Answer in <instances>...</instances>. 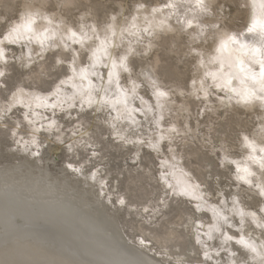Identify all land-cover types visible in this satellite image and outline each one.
Returning <instances> with one entry per match:
<instances>
[{
    "label": "rangeland",
    "instance_id": "374dc122",
    "mask_svg": "<svg viewBox=\"0 0 264 264\" xmlns=\"http://www.w3.org/2000/svg\"><path fill=\"white\" fill-rule=\"evenodd\" d=\"M60 2L61 0H0V33L6 34L10 20L18 23L21 13L28 7L36 9L41 14L52 16L62 25L74 29L77 25H83L84 31L89 36L93 35L92 28H95L102 36L103 30L111 23L116 25L122 23L127 28L133 27L134 18L132 15L135 10L138 13L146 12L151 15L154 12L152 9L155 8L157 17L169 19L172 26L171 31L156 33V36L150 39L152 47L148 56H137L138 65L143 67L146 72L150 67L149 59L159 58L160 60L161 71L151 79H156L160 88L168 91V96L164 98L168 109L165 110L166 116L160 125L161 132L168 138L163 140L164 143L159 152L145 143L139 151L143 162H136L138 167L130 169L129 165L134 163L137 150H131L128 147L121 148L123 145H116V142H105L101 145L97 138L100 127L102 126L104 129H109V127L103 123V119H97L91 115L92 112L87 113L90 119L85 121V125L80 127L76 135H72V132L77 131V125H80V118H78L80 110L77 108L72 112H56L54 117L59 132L54 129L52 132L43 133L41 131L38 133L37 142H42L45 152H48V155L44 154L42 157L46 159L50 156L49 152L53 154L57 161L56 169L62 167L64 163L79 166L90 155V151L83 147V141L88 140L90 143L95 141L92 143V149L101 152L102 159L96 158L95 166L91 163L84 164L89 170H99L103 175L109 173L112 177L111 185L115 197L132 201L122 209L123 220L129 234H140L146 237L158 251L167 252L176 257L201 256L200 246L196 241V236L200 237L201 232L198 223L202 220L207 221L208 217L206 214L200 215V211L193 215L196 202L180 197L170 198L169 204L163 207V203H160L161 188L158 181L159 177L163 175L164 169L162 168L165 164L172 163L174 157H178L181 159L183 167L190 173L192 181L202 189L207 201L211 202L210 205H221L222 203L218 204L217 200L224 203V195L226 196L227 193L234 190V193H239L236 196L239 197L240 203L245 208L258 211L257 206L262 198L258 195L259 190L237 180L234 175L230 176L233 173L225 164L235 161L237 155L241 158L245 157L243 152L248 149L241 145L242 137L248 136L252 140L256 139L257 143L264 141V136L259 137L257 133L264 125V109L260 105L255 108L247 107L237 103L234 99L225 98L223 94L208 95L205 99L204 93L197 87V83L192 84V79L199 82L200 74L205 76V73L215 72L217 69L210 68L206 64L200 66L199 60L189 54L190 46L200 45L207 40V43H204L202 48H197V51L201 52L204 63L209 57L212 59L215 56L213 54L215 52L214 45H212L213 30L209 26L216 22L225 25V32H244L246 34L245 25L249 21L247 6L241 4L239 0H216L213 6L208 8V11H203L197 5L196 14H194L186 0H72L74 7H53L59 5ZM169 2L176 5L172 11L170 8L163 7L165 3ZM140 4H145V6L140 7ZM219 4H222L223 8L217 12L216 8ZM112 17H115V20ZM191 17H194V21H191ZM132 18L133 21L129 23ZM189 20L192 22V28L187 27ZM148 42L145 41L144 44L138 43L137 45L130 41L116 43L120 45L121 51L131 46L139 52ZM87 43L90 42H86V47ZM209 45L212 47L209 48ZM58 51L46 53V57L42 61L35 62L33 60L36 72L28 75L27 70H24L26 74L23 77L19 75L21 60L12 61L10 60L11 56H7L9 65H15L17 70L6 69L8 85L0 89V142L2 141L4 145L27 139L34 131L35 125L38 124V122L29 123L25 119L24 107L20 105L15 106L12 111H8L7 118H5L3 108L5 103L13 99L14 94L18 95L19 89L25 90L27 98H30V94L48 95L44 89L58 83L57 71L52 69V56L54 52ZM173 65L176 66L175 76L169 71ZM61 77L59 78L61 79ZM142 78L137 79L138 83H142L144 80ZM143 82L145 83L142 84L146 85L139 88L138 91L146 96L143 91L149 89L147 87L150 86V82L149 80ZM198 112L202 114L200 118H198ZM27 117L30 115L28 114ZM20 122H23L22 129L17 130L13 127L12 131H16L17 134L12 135L9 127ZM44 123L45 121L43 125ZM38 125L40 126V124ZM167 131L169 132L167 133ZM263 132L261 131V134ZM104 135H107V132ZM57 136L66 139L68 143L79 141L81 147L75 152H69L65 145L56 140ZM69 137L71 138L68 139ZM165 144L170 145L171 152L165 151ZM218 153L220 159L223 160L224 167H220L216 163ZM225 156L227 160H224ZM126 158L128 159L126 160ZM46 163L53 167L52 162L46 161ZM229 164L234 166L235 163ZM126 172H131L138 178L130 182L124 175ZM254 179L256 182L253 185L264 180L260 170ZM130 183L131 189H129ZM210 186L219 188L220 193L212 194L209 191ZM149 206L152 207L149 208ZM144 209H148V211H144ZM140 229L143 233H140ZM165 233L168 234L167 243L162 245L161 239ZM257 233L261 239L264 238V231L258 230Z\"/></svg>",
    "mask_w": 264,
    "mask_h": 264
},
{
    "label": "bare ground",
    "instance_id": "6f19581e",
    "mask_svg": "<svg viewBox=\"0 0 264 264\" xmlns=\"http://www.w3.org/2000/svg\"><path fill=\"white\" fill-rule=\"evenodd\" d=\"M215 1L206 0L208 8L213 6ZM239 1L241 4L246 5L249 11L248 24L251 23L254 17H264V0ZM186 2L187 5L191 6V12L196 14V0H186ZM172 10L173 8L170 9V11ZM155 12L148 15L146 12L138 13L135 10L132 15L134 18L133 27L127 28L122 23L118 25L111 23L110 25H113L117 31L116 42L119 44L130 41L137 45V40H140V43L144 44L145 41H150L152 37L156 36L159 31H171L172 26L169 19L157 17ZM27 13L35 16L38 31L49 28L57 33L54 38L55 42H59L62 35L66 39L65 29L68 26L62 25L56 18L41 14L31 7L26 8L21 13L18 23H14V20L9 21L8 31L21 23V18ZM43 16L52 19V24L49 25L47 20L42 19ZM133 18L129 23L133 21ZM191 21H194V17H191ZM145 29L148 31H144ZM5 35H7V32ZM101 38H103V35ZM240 39L242 42L252 44L254 38L252 34L246 33ZM49 43H53V41L50 40ZM5 44L6 55L11 56L10 60L12 61L20 60L18 58L27 60L29 49L32 52V60L35 62L44 60L45 54L50 51H60V49L50 48L42 53L43 59H41V55H38L41 53L40 45L35 40L31 43L25 41L23 44L7 45V42ZM216 46L214 45V49ZM74 47L80 50L78 46ZM213 54L217 55L216 52ZM87 55L90 56L91 53L89 52ZM84 61H82V58L78 59V63L83 62L86 66L89 61ZM204 64L210 68L215 67L217 69L215 72L219 71V61L211 59V57ZM251 66L257 72L259 71L258 65L251 64ZM97 68L100 73L106 72V69L101 65H98ZM223 71L232 73V76L229 77L231 79L230 86L217 88L211 76L206 78L200 74L198 77L199 82L196 84L197 87L201 89L200 80L203 79L205 81L203 88L209 95L223 94L225 98L228 97L236 101L239 97L231 91V88L241 91L252 87V81L247 78H245L244 84L240 83L236 71L229 68L227 61L224 64ZM63 78L65 77L62 76L61 79ZM93 79L95 80V78ZM138 81L136 80L139 85L136 95L143 97V101L133 99L132 95L129 94L130 103L128 108H140V112L132 111L129 116L124 107L117 102L115 111L106 106L103 112L96 113L93 116L116 123L122 136L127 137L129 141H136V143L122 144L121 148L128 147L131 150L140 151L145 143L148 146L156 144L161 135L164 139L168 138L161 132L162 120L157 124V120L161 115L165 118V110L168 109V105L164 98H160L161 107H157V97L153 94L152 84L149 83L150 86L147 87L149 89L143 91L146 95L144 96L138 90L146 84L143 85L142 83L145 82L138 83ZM218 82L219 80L216 81V83ZM96 83L99 86L98 80ZM104 83L106 85V78ZM125 87H130V85H125ZM65 88L70 93V85L65 86ZM200 91L204 93V91ZM108 95L111 99L116 100L114 89ZM26 96L25 90H23V93L14 95L13 99L5 103L3 107L4 110L10 109L9 111H12L15 106H23L25 113L30 115V117H27L28 122H38L40 126L35 125L34 131L25 140L12 142L10 145H4L2 141L0 142V264H188V262L200 264L201 261H204V264H233V261H235V264H262V261H264V238L261 239L257 232L258 230L264 231V228H259L256 224L264 223V212H261V209L264 208V197L260 198L261 200L257 206L258 211L245 208L240 203L234 190L233 192L231 190L229 194L226 192L227 195H224L222 206H212L210 205L211 202L207 201L202 189L196 187L197 184L192 181L191 175L183 167L181 159L174 157L172 163L165 164L162 168L164 169L163 175L159 177L160 203L163 202L161 204L165 207L169 204L168 200L170 198L175 199V197L193 200L196 204L201 205L200 215L206 214L208 219L198 223L201 231L200 243H198L201 256L183 258L158 251L151 242L145 239L146 237L136 233L129 234L122 216V209L125 205H120L119 198L115 197L111 185L112 177L109 173L103 175L99 170H89L84 163L79 166L72 164V168L68 167L71 163H64L62 167L56 169L57 161L53 154L49 152L50 156L46 159L42 157L44 154L48 155V152H45L42 142H37V135L41 131L47 133L56 129L58 126L51 129L48 127L49 121L51 119L56 120V118L52 115L51 109L36 107L35 102ZM32 96H37V94H30V97ZM17 97H22L26 103H31V110L25 107L24 104L17 103ZM239 104L251 108L259 106V102L248 105L242 102ZM149 108H151V111ZM72 111L74 110L62 112ZM56 112L60 113L61 110L57 109ZM90 112L92 110H87V113L90 114ZM118 114L120 119L113 121V117ZM198 114V118H200L202 114L199 112ZM104 124L109 127L108 124ZM261 131H264V125L257 131L259 137L264 136V132L261 134ZM33 136L36 139V144L31 143ZM249 140L252 139L249 138ZM140 141L144 143L141 144ZM163 143V141L160 142L159 150ZM240 143L248 149L247 151L242 150L245 157L242 156L241 158L237 155L234 166L229 163H226L225 166L232 171L233 174H230V176L234 175L236 178L238 175H243L242 172H237V163L241 168H249L256 175L260 170L259 165L248 158L251 150L245 143L243 141ZM118 144L120 146V143L116 142V145ZM256 144L258 148L264 146L262 142H256ZM255 155L259 156L261 154L257 151ZM46 161L52 162L53 167ZM75 168L81 170L77 172L73 170ZM172 172L176 173L175 179L170 175ZM93 173L96 174L95 179L92 177ZM254 176L250 177L253 183L256 182ZM177 179L186 181L194 189L193 195H201L203 199L197 201L190 197L174 196L171 190L167 189L166 181L175 184ZM166 192H168V195H165ZM233 196H235V204H233ZM151 207L149 206V208ZM214 210L219 216L227 217V223L215 216L213 214ZM241 212L244 214L243 217H241ZM251 213L256 214L255 222H253L254 218L250 215ZM242 218L244 223H240ZM216 227H219L220 230H215ZM140 233H143L141 229ZM209 233H211L212 239L208 238ZM226 236H232L233 239L226 240ZM241 236L256 248V252L238 242ZM141 240H144V244H141ZM205 251L210 257L208 260H205Z\"/></svg>",
    "mask_w": 264,
    "mask_h": 264
},
{
    "label": "snow or ice",
    "instance_id": "6c2138e0",
    "mask_svg": "<svg viewBox=\"0 0 264 264\" xmlns=\"http://www.w3.org/2000/svg\"><path fill=\"white\" fill-rule=\"evenodd\" d=\"M197 5L202 8L203 11H208V5L206 0H196ZM140 7H144L145 4H140ZM53 7H61V8H71L74 7L72 4V0H61L59 5H54ZM165 8H174L176 7L173 3H165L163 5ZM223 8L222 4L217 5L216 11L219 12ZM156 11L157 9H152ZM38 15V14H37ZM42 19L47 20L49 25L52 24V19L47 16H43ZM115 20V17H112ZM22 22L12 27L9 31H7V35L0 33V36H3V39H0V89L8 85V73L5 69L12 68L13 71H16L15 65H9L8 58L6 55V44H23V42L27 41L31 43L33 40L37 44L40 45L41 59H43L42 53L48 49H60L58 52H54L52 56V69L57 71V79L58 83H54V85H49L48 88L44 89V91L48 92L46 96H32L30 99L35 102L36 107L38 108H47L52 110V115H56V110L60 109L61 111H71L79 108L80 112L78 113V118H80V125H77V131L72 132V135H76L81 126L85 125V121L90 119L87 115V110H92V115H96V113L103 112L105 107L108 106L112 111L116 110V104L119 102L120 105L124 107V109L128 112V115H131L132 111L140 112V108L129 109L128 105L129 94L132 95L133 99H140L143 101V97H138L136 95L137 88L139 85L136 80L143 77L146 80H149L153 87V94L157 97V107H161L159 100L160 98H165L168 96V91H164L157 84L156 79H151L152 76H155L157 73L161 71L160 60L157 58L156 60L149 59V65L147 72L143 67H140L137 63V56L146 57L148 56L152 42L149 41L148 44L137 52L136 49L129 46L128 48L121 51L120 45L116 43L117 31L113 25H107V27L103 30V38H101V34L96 31L95 28H92L91 31L93 33L92 36H89L87 32L84 31L83 25H77L76 28L68 27L65 29L67 36L66 39L62 35L59 42H55V37L57 33L55 30H51L49 28H45L43 31H38L36 24V18L33 14L27 13L21 18ZM187 27L192 28V22L187 21ZM209 27L212 28V45H217L215 47V52L217 55L213 57L214 60L219 61L220 68L218 72L205 73V77L211 76L213 82L215 83V87L223 88L225 86L231 85V79L229 77L232 76V73H225L223 71L224 64L227 61L228 66L231 69H234L237 73V78L240 79V83L244 84L245 78L252 81V87L246 88L241 91H237L235 88H231V91L235 92L239 99L237 103L248 104H256L259 102V105L262 109H264V17L253 18L250 24H246L245 28L247 33L252 34L253 43L248 44L247 42H242L240 37L244 35V32H225L223 25L220 22H216L211 24ZM144 31H148L145 29ZM53 41V43H49V41ZM86 42L87 47H85ZM140 40H137V43H140ZM207 43V40L202 42L200 45H196L194 47H189V54L193 55L197 60H199L200 66L204 64V60L201 58V52L197 51V48H202L203 44ZM209 45V48L212 47ZM78 46L80 50H77ZM91 53V55H87V53ZM89 61L85 66L83 62L78 63V59ZM21 60L19 65V75L23 77L26 73L24 70H27V74L31 75L36 72V68L34 67L35 62L32 60V52L29 49L27 60L23 58H18ZM251 64H256L259 66V71L257 72L255 68L251 66ZM101 65L106 72L100 73L97 66ZM175 65L171 66L169 71L175 76ZM139 68V70H137ZM182 71V69H181ZM50 74V73H49ZM43 75V73H41ZM63 76L65 78L60 79L59 77ZM135 77V79H134ZM95 78V80L93 79ZM106 78V85L104 83ZM159 79V77H157ZM99 81V86L96 81ZM219 80L218 83L216 81ZM78 81V82H77ZM197 81L192 79V84L195 85ZM205 81L200 80L201 89L204 91V98L207 99L209 93L204 90L203 85ZM70 85V93L66 91L65 86ZM125 85H130V87H125ZM31 87V85H28ZM54 88V90H53ZM115 90L116 100H113L109 97L108 93L111 90ZM171 91V89H169ZM20 93H23V89H19ZM15 95V94H14ZM7 99V97H5ZM51 101V102H49ZM17 103L24 104L25 107L31 110L32 104L26 103L22 97H17ZM146 103V102H145ZM10 109L5 110V118H7V113ZM151 111V108H149ZM110 114V113H109ZM25 119H27L28 114L25 113ZM82 117V118H81ZM127 118V117H125ZM99 119V117H97ZM120 115L113 117V121L119 120ZM161 120H164L163 115L159 117L157 120V124L160 123ZM31 123V121H29ZM109 125V129H104L102 126L100 127V133L98 135V139L100 144L119 142L121 145L126 143H136V141H129L127 137H124L120 134V129L117 127V124L112 121H104ZM7 126V125H5ZM57 126V122L54 119L49 121L48 127L51 129ZM17 130H21L23 127V122L17 123L9 127V131H12V128ZM56 130L59 132V128L56 127ZM38 131V129H37ZM175 131V129H173ZM107 132V135L104 133ZM16 131H12V135H16ZM96 135V133H93ZM69 137L68 139H70ZM22 139V137H21ZM91 139V138H90ZM56 140L65 145L69 152H75L78 148L81 147V142L73 141L68 143L66 139H61L60 136L56 137ZM164 140L163 135H161L160 139L156 144H150L149 147L152 149L159 151V144ZM243 141L245 145L251 150V154L249 155V159L254 163L259 165V169L261 171V176H264V146H257L254 140H249L248 136L243 137ZM32 144H36V139L33 136L31 140ZM92 143L95 141L88 140L83 141V147L90 151V155L87 156L84 163H91L95 166V159H102L101 152H97L92 149ZM143 144V141H140ZM264 144V141H262ZM100 147V145H97ZM165 151L171 152L172 148L169 144L164 145ZM102 151V149H101ZM259 151L261 155L257 156L255 153ZM128 158H126L127 160ZM224 160H227V157H224ZM143 162V157L137 151L135 161L132 165H129V168L138 167V163ZM216 163L220 167H224L223 160L220 159L219 153L216 157ZM229 163H236L235 161H229ZM69 168H72V164L68 165ZM74 171L79 172L80 168L73 169ZM237 172H242L243 175H238L237 180L243 181L245 184L249 185V187L257 188L258 195L264 197V180L260 183L253 185V181L250 177L254 176L255 173L251 172L249 168L244 167L241 168L240 165L236 164ZM126 179L130 182L136 180L138 177L136 175L131 174V172L124 173ZM170 175L175 179L176 173L172 172ZM182 175H184L182 173ZM93 179L96 178V174H92ZM167 189L171 190L174 196H185L190 197L191 199H195L197 201L202 200L203 197L201 195H193L194 189L188 185V183L184 180L177 179L175 184L167 183ZM110 186V184H109ZM196 187H199L198 185ZM129 189H131V183L129 184ZM209 191L216 195L220 193V189L217 187L209 188ZM168 195V192L165 193ZM239 195V193H237ZM235 196H233V204H235ZM132 203L131 200L126 201L125 199H119L120 205H126ZM163 203V202H161ZM217 203H222L221 200H217ZM201 205L199 203L195 204L193 209V215L195 212L199 211ZM144 211H148V209H144ZM261 212H264V208L261 209ZM213 214L218 216L219 219H222L224 223H227V217L219 216V214L214 210ZM243 212H241V217H243ZM255 222V213L250 214ZM240 223H244L243 218ZM257 227L264 228V223H257ZM217 231H219V227H216ZM168 234L165 233L164 237L161 239V244L167 243ZM208 238L212 239L211 233L208 234ZM147 239V238H145ZM226 240H232V236H226ZM197 243H200L199 235L196 236ZM244 247L250 249L253 252H256V248L253 247L252 244L247 242L242 236L238 241ZM141 244H144V240H141ZM205 260L210 259L207 251L204 252ZM191 264V262H188ZM200 264H204V261H201ZM235 264V261H233ZM264 264V261H262Z\"/></svg>",
    "mask_w": 264,
    "mask_h": 264
}]
</instances>
